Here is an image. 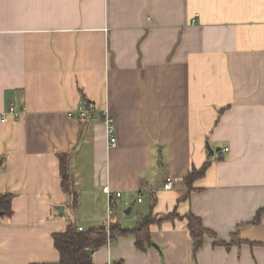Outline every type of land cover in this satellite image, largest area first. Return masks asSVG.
Here are the masks:
<instances>
[{
    "label": "crops",
    "instance_id": "crops-1",
    "mask_svg": "<svg viewBox=\"0 0 264 264\" xmlns=\"http://www.w3.org/2000/svg\"><path fill=\"white\" fill-rule=\"evenodd\" d=\"M85 104L89 117L68 115ZM12 106L21 117L3 123ZM102 110L117 128L109 151ZM65 153L76 207L61 188ZM0 161V194L14 195L0 264L57 263L54 234L108 223L106 186L121 193L111 218L124 229L151 207L177 210L231 244L206 239L195 263L176 221L155 225L145 251L118 237L95 264H264V212L252 224L264 211V0H0Z\"/></svg>",
    "mask_w": 264,
    "mask_h": 264
},
{
    "label": "trees",
    "instance_id": "trees-1",
    "mask_svg": "<svg viewBox=\"0 0 264 264\" xmlns=\"http://www.w3.org/2000/svg\"><path fill=\"white\" fill-rule=\"evenodd\" d=\"M58 159L60 160V174L62 179L61 188L68 198L75 203L74 206L76 207L77 193L73 188L74 180L70 170L69 154H59ZM209 167L210 163H206L198 170L195 168L191 169L192 171L183 179L184 185L187 187V192L178 199L179 203L188 200L189 195L195 190L193 184L207 173ZM13 200L14 195L11 193L0 194V218L8 219L13 217ZM263 212V210L258 211V216L252 221V224L259 223ZM153 213V207H151L149 214L142 218L133 229H124L119 221H113L111 218L110 222L105 226L79 232L78 225L74 222H70L64 233L54 234L52 237L54 247L57 249L60 256L59 261L54 264H95L92 260V255L101 248L108 247V245L111 246L118 237H134L136 247L140 251H145L149 246H154L151 229L155 225L161 227L170 222L175 224L176 221L186 222V228L188 229L192 243V258L195 263L197 259L196 254L205 246L206 239L214 240V246L225 245L230 247L231 241L228 243L220 240L215 231L213 232L211 229L204 226L201 218H197L192 213L183 216L178 214L177 210H174L163 217H157L153 215ZM237 242L240 244L244 243L240 240Z\"/></svg>",
    "mask_w": 264,
    "mask_h": 264
},
{
    "label": "built area",
    "instance_id": "built-area-1",
    "mask_svg": "<svg viewBox=\"0 0 264 264\" xmlns=\"http://www.w3.org/2000/svg\"><path fill=\"white\" fill-rule=\"evenodd\" d=\"M95 109H96L95 105L85 104V106L80 108L78 111H70L68 113V115L71 118L84 119V118L89 117ZM22 113H23V110L20 112H17L15 110V108L12 106L8 109L7 112H5V114L2 115V117H3L2 122L5 123L6 121H8L9 117L19 119L21 117L20 115ZM101 114L103 116V124H104V127L106 129L105 138H106V143H107V150L109 151L110 149L116 148L118 146L117 135H116V129L117 128H115L114 118L112 117L111 114H109V112L107 110H102ZM0 163H1V161H0ZM173 184H174L173 180L171 178H169L162 184L163 185L162 189L165 191H169L170 189H172L174 187ZM103 193L107 196V199L109 202V209H108V217H109L108 223H109L110 218H111L110 216L112 213V207H113V202H111V201H112V198H113L115 193L112 191L111 187H108V186H106L103 189ZM115 197L120 198L121 193H116ZM137 201L139 203L143 202L142 197H140ZM83 230H84L83 228H78L79 232H82Z\"/></svg>",
    "mask_w": 264,
    "mask_h": 264
},
{
    "label": "rangeland",
    "instance_id": "rangeland-1",
    "mask_svg": "<svg viewBox=\"0 0 264 264\" xmlns=\"http://www.w3.org/2000/svg\"><path fill=\"white\" fill-rule=\"evenodd\" d=\"M135 212H136V210L134 211V214H135ZM116 214L115 213H112L111 214V216L113 217V219L116 217L115 216ZM110 216V215H109ZM110 216V217H111ZM121 216H122V218H126V219H129V221H133L134 220V218H133V214L132 215H128L127 213H124V211L121 213Z\"/></svg>",
    "mask_w": 264,
    "mask_h": 264
},
{
    "label": "water",
    "instance_id": "water-1",
    "mask_svg": "<svg viewBox=\"0 0 264 264\" xmlns=\"http://www.w3.org/2000/svg\"><path fill=\"white\" fill-rule=\"evenodd\" d=\"M210 155H212L211 151H210ZM59 211H60V214H62V213H63V208L60 207V208H59ZM130 211H131V209H128V210L126 211V213L129 214Z\"/></svg>",
    "mask_w": 264,
    "mask_h": 264
}]
</instances>
